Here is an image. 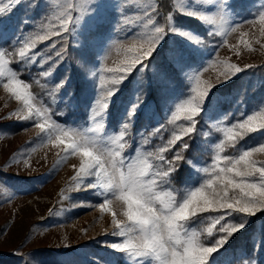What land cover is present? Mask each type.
Segmentation results:
<instances>
[{"label": "rangeland", "instance_id": "1", "mask_svg": "<svg viewBox=\"0 0 264 264\" xmlns=\"http://www.w3.org/2000/svg\"><path fill=\"white\" fill-rule=\"evenodd\" d=\"M28 1L13 3L12 0H0V7L5 8L4 14H0V50L14 52L22 47L26 40L36 39L40 35H47L48 38L43 41L36 39V48L29 52V55L33 52L39 53L35 63L19 62L18 56H10L7 67L16 73L18 80L28 85V91L35 97L33 103L36 107H46L47 114L62 128L84 132L89 138L96 139L100 147H111L107 144V138L118 134L123 125L127 124L123 141L125 148L122 152L126 163L135 157L137 151L153 153L148 159L153 164L158 163L156 154L165 155V152H159L163 146L172 149L186 137L182 136L181 129L189 126V122L184 119L185 113L179 111V105L186 104L195 95L192 91L195 87L193 77L199 74V79L204 82L202 87L214 86L201 104L202 111L196 117V131L192 133L194 137L190 134L195 143L202 147L188 160L190 174L183 180L181 187H174L170 183V187H158V192L169 191L179 200L186 190L198 188L211 175L219 145H223L220 156L232 157L242 150L264 143V129L249 132L242 139L238 138L235 143L225 136L226 128L243 122L249 115L261 114L257 115L253 123L257 126L264 123V99L251 107L237 99L231 109H225L220 99L212 100L217 88L237 79L245 69L264 64V34L261 33L264 25L259 22L260 15L264 14V0H203L202 3L186 0V8L204 12L216 21L215 24L176 11L178 0H172L176 12L196 20L202 26L198 32L184 29L173 20L175 28L200 38L202 42L196 43L178 32L169 31L155 49L156 51L161 48L167 37H170V42L173 40L169 59L188 83L187 96H173L168 90L170 96L163 102L161 113L139 99L136 92L115 125L112 124L108 113L109 108L132 74L137 71L142 75L146 71V60L145 66L134 69L119 86L111 84L112 74L106 69L120 66L126 59L127 48L142 42L140 34L145 32L143 25L146 8L157 24L165 23L167 13H159L160 0H89L88 3L86 0H42V11L39 14L36 13L38 3L33 1L32 7L20 16L21 25L15 26L11 21ZM151 5L155 6V13H152ZM59 12H65L72 17L68 31L60 35H50L59 30V21L55 19V14ZM159 15L163 17L160 18ZM77 17H81L79 23L74 24ZM68 42L80 57L76 61L68 62L69 70H75L76 75L72 76L68 72L65 78L61 77L58 71L60 65L65 62V55L60 59L55 53L61 51L60 44L65 46ZM73 52L72 48L69 49L70 57ZM48 57L51 59H47ZM42 59L45 62L41 67ZM229 64H235L243 71L225 79L220 74L231 72L227 67ZM15 65L22 69L20 73ZM24 72L33 76L37 74V80L50 88L49 94L57 89V81L59 84L77 81L81 76V80L91 83L95 93L87 110V118L70 124L58 121L43 99L33 94L29 83L20 77ZM43 72H49L50 75L42 76ZM94 72L96 75H93ZM101 76L107 81L106 87H118L119 90L111 97L109 107L102 117L103 129L97 133L87 130L96 127L97 121L91 120L90 117L100 96ZM4 83H7L6 76L0 77V170L9 173L18 181H6L0 177V255L14 256V260L18 261L17 258L24 260L29 251L48 249L53 251L52 257L29 259L30 264H139L138 260L128 253L111 246L121 242L122 238L111 234L115 228L112 212L102 211L98 207L104 198L103 195L95 189L84 187L85 184L93 183L94 179L85 178L81 184H77L73 179L82 157L79 154L65 155L63 145L57 147L55 143H46L40 128L34 126L33 120L20 118L27 115V112L22 102L17 101L3 87ZM59 93L53 95V102L64 101L72 107L80 105L75 100L70 101V98H59ZM137 104L139 106L134 115H130L133 106ZM174 136H182V139L168 145ZM252 159L264 161V153H254ZM220 166L222 167L223 163ZM205 167L209 168V173L202 171ZM124 171L126 172V167ZM24 180H36V183ZM125 208L126 206L117 200L111 205L112 211L117 214L116 218L122 221L127 220L123 215ZM203 214H210L211 221L212 217L219 216L221 212L201 213L191 222L189 230L199 233L201 242L206 238L202 235L207 234L205 228L200 227L203 220L200 216H204ZM244 217L243 214L233 212L225 216L221 223L246 222L245 227L240 230L242 231L251 223L250 220L245 221ZM204 244L208 246L212 243ZM217 252L212 254L208 264H230L234 259L233 256L218 257ZM253 261L258 264L257 259ZM143 264L159 262L149 257L144 259Z\"/></svg>", "mask_w": 264, "mask_h": 264}, {"label": "snow or ice", "instance_id": "2", "mask_svg": "<svg viewBox=\"0 0 264 264\" xmlns=\"http://www.w3.org/2000/svg\"><path fill=\"white\" fill-rule=\"evenodd\" d=\"M19 3L20 0H12ZM88 3L89 0H86ZM203 0H197L202 3ZM186 0H178L176 11L198 19L215 24L216 21L204 12H197L194 9L186 8ZM152 13H155V6L151 5ZM5 8L0 7V14H4ZM77 17L74 24L79 23ZM55 19L59 21V30L50 35H60L68 31L69 23L72 20L70 15L65 12L55 14ZM259 22L264 25V14L259 17ZM125 23H129L125 21ZM73 24V25H74ZM145 32L140 34L142 42L132 44L127 48L125 61L117 67L106 69L111 73L110 82L112 85L119 86L138 66H145L144 61L149 59L160 41L169 32H178L188 37L196 43L202 40L191 36L187 32H181L173 26V13L169 12L165 17L164 24H157L145 9ZM150 26V27H149ZM234 30V29H233ZM264 34V28H261ZM214 35V33H210ZM247 35V34H244ZM47 35L37 36L36 39L43 41ZM36 39L26 40L22 47L14 52L0 50V77H7V83L3 87L11 93L17 101L22 102L27 115L20 118L33 120L34 126L39 127L44 141L55 143L57 147L63 145L65 155L79 154L82 162L76 171L73 179L77 184L83 183L85 178H93L94 182L85 184L86 189H95L103 195L102 202L98 207L102 211H111L113 224L115 226L112 235L121 239V242L111 245L121 252H126L139 264H143L145 258H152L159 264H208L213 253L227 243L228 239L236 232L245 227L246 222L232 223L221 221L225 216L238 212L245 216L255 215L257 212L264 211V161L253 160L254 153H264V143L242 150L238 155L232 157H222L219 155L223 151V145L217 146V155L214 157L215 163L212 166L211 175L198 188L188 189L177 200L169 191H157L158 187L170 185L171 175L176 170V163L184 160L179 153L173 159L156 154L158 163L153 164L148 157L153 153L136 152L134 158H130L126 163L122 152L125 148V133L128 127L124 124L120 132L107 138V144L111 147H100L99 142L94 138H89L84 132L69 131L57 124L48 115L46 107H36L33 103L35 97L28 91V85L16 78V73L7 67L10 62L8 57L18 56L19 62L33 64L37 60L39 53L31 50L36 48ZM54 47V45H53ZM55 56L62 59L61 51H56ZM47 59H51L48 57ZM45 62L41 60V67ZM231 72H222L220 75L225 79L231 75L243 71L235 64L227 66ZM47 77L49 72L41 73ZM93 75H96L94 72ZM195 93L186 104L179 105V111L185 113L184 119L189 122V126L181 129L182 136H188L196 131V117L202 111V102L208 96L213 85L202 87L199 74L193 77ZM63 83L56 87H63ZM107 81L101 76L99 87L100 96L92 109L91 120L97 121L94 129L99 133L103 129V114L109 107L110 99L118 87H106ZM139 105H134L130 115H134L135 109ZM261 115V114H257ZM257 115H249L243 122L225 129L226 138L235 143L237 139H242L249 132H256L264 129V123L254 125ZM239 129V131H234ZM159 131V128L157 129ZM182 136H174L168 142L172 145ZM147 143V141H145ZM188 144L184 143L183 148L187 149ZM168 151V146H163L159 152ZM221 163L223 166L221 167ZM126 167V172L124 171ZM209 173V168L202 169ZM122 202L126 208L123 215L127 218L122 221L116 218V212L112 211L113 201ZM159 205V207H157ZM223 210V211H221ZM221 212L219 216L211 218V226L204 229L209 237L213 234V229L219 225L221 235L215 242L206 246L200 240V234L190 231L189 225L198 218L201 213ZM245 264H249L245 261ZM252 264H255L253 261Z\"/></svg>", "mask_w": 264, "mask_h": 264}, {"label": "trees", "instance_id": "3", "mask_svg": "<svg viewBox=\"0 0 264 264\" xmlns=\"http://www.w3.org/2000/svg\"><path fill=\"white\" fill-rule=\"evenodd\" d=\"M33 1H37L38 3L36 13L39 14L42 11L40 8L42 0H29L18 12H16L17 17L13 18L11 21L12 24L15 26H18V24L21 25L20 16L25 13L26 9L32 7ZM159 8V13H161V11L167 14L172 12L173 20L178 26L184 29L201 31L202 26L199 22L185 17L174 10L172 0H160ZM159 16L160 18L163 17V15ZM169 38L170 37H167L163 46L154 51L152 56L146 60V71L142 75H139V73L135 71L122 91H120L115 98L108 111L113 125L119 122L123 109L136 95V92L139 99L146 102L150 107H155V110L161 113H163V102L170 96V91L173 96H187L189 88L188 83L186 79L181 77L179 71L172 65L169 59V53L172 51L171 43L173 42V40L170 42ZM59 48H61L62 57L65 55V62L58 68L59 73L62 75L61 77L65 76L66 78L68 72L70 75L75 76V70H69L68 62L78 60V57H80L79 53L75 51L73 46H70V42L65 46L64 44H60ZM71 48L74 52L71 53L70 57L69 49ZM66 50L68 52H66ZM15 68L19 73L22 70L16 65ZM20 77L29 83L33 94L43 99V102L49 107L51 113H53V116L58 121L70 124L71 122L87 118V110L93 100L95 89L91 83L81 80V76L79 79L76 78L77 81L73 80L63 83V87L55 88L56 90H52L51 94L48 93L50 88L42 85V81L37 80L39 79L37 74L33 76L28 72H24ZM58 84L59 81H57L56 85ZM137 87L138 91H136ZM55 93H59V98L61 96L70 98V101L75 100L80 105L78 107H72V105L64 101L55 103L52 100ZM214 99H220L225 109L234 107L237 99L242 100L243 103L249 107L261 102L264 99V64L245 69L237 79L223 87L217 88L212 100ZM153 103H155V105H153ZM192 136L194 137V134H192ZM192 136H186L179 144L165 151L164 156L167 159H173L177 153L184 157L183 161L176 163V170L171 175L170 183L174 187L182 186L183 180L191 171V167L188 164L189 158L198 153L200 148H202L199 144L195 143ZM184 143L188 144L187 149L183 148ZM0 177L6 181H18L3 170H0ZM24 181H32L33 184L36 183V180ZM203 215L204 216H200L201 219L203 218L200 227L207 228L211 226L210 214ZM244 218L246 219L245 221L250 220L251 223L244 230L231 236L227 243L224 244L221 251L217 252V256L221 258L233 256L234 259L230 264H245V261L252 264V261L255 259H257L258 264H264V211L257 212L251 218L247 216ZM219 235H221L219 233V225H216L213 229L212 236L209 237L207 234L204 236L203 234L202 236L206 238L202 241L203 243H214ZM53 254V251L48 249H35L26 253L23 258L24 260L17 258L18 261L14 260V256L0 255V264H30L29 259L41 260L43 258L52 257Z\"/></svg>", "mask_w": 264, "mask_h": 264}, {"label": "crops", "instance_id": "4", "mask_svg": "<svg viewBox=\"0 0 264 264\" xmlns=\"http://www.w3.org/2000/svg\"><path fill=\"white\" fill-rule=\"evenodd\" d=\"M9 174V173H8Z\"/></svg>", "mask_w": 264, "mask_h": 264}]
</instances>
